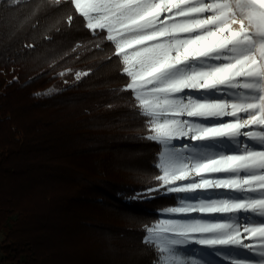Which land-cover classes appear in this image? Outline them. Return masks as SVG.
Returning <instances> with one entry per match:
<instances>
[{"label": "trees", "instance_id": "obj_1", "mask_svg": "<svg viewBox=\"0 0 264 264\" xmlns=\"http://www.w3.org/2000/svg\"><path fill=\"white\" fill-rule=\"evenodd\" d=\"M73 9L0 0L3 261L163 264L143 242L180 203L156 190L161 147L145 138L150 118L126 90L114 42Z\"/></svg>", "mask_w": 264, "mask_h": 264}, {"label": "snow or ice", "instance_id": "obj_2", "mask_svg": "<svg viewBox=\"0 0 264 264\" xmlns=\"http://www.w3.org/2000/svg\"><path fill=\"white\" fill-rule=\"evenodd\" d=\"M68 3L97 38L106 30L114 42L121 75L130 78L126 90L139 102L138 115L150 118L153 134L145 138L161 147L156 167L163 175L155 179L174 185L167 193L187 194L174 199L199 201L167 209L181 215L146 228L143 242L164 253L165 264H194L198 258L207 264L195 245L220 264L236 258L264 264V131L251 130L264 127V0H212L199 7L186 0ZM67 23H74L71 15ZM235 24L238 31L230 27ZM185 33L194 34L182 38ZM235 89L247 90L243 101L237 102L241 93ZM223 148L233 151L203 158L205 150ZM221 173L232 175H212ZM253 220L260 226H245L242 239L241 225ZM194 234L200 238L193 244ZM254 238L262 241L259 250L244 243Z\"/></svg>", "mask_w": 264, "mask_h": 264}, {"label": "rangeland", "instance_id": "obj_3", "mask_svg": "<svg viewBox=\"0 0 264 264\" xmlns=\"http://www.w3.org/2000/svg\"><path fill=\"white\" fill-rule=\"evenodd\" d=\"M165 2H168V0H165ZM172 2L173 3H179L180 0H172ZM186 2L187 3H190V4H194V5H196V6L199 7L202 4H204V3H210V2H212V0H186ZM234 2H235V0H229V3H234ZM173 11H175V9H173ZM167 15H168V13H166V12L163 13L162 16H161V19H164V17L167 16ZM203 15L204 16H207L208 13H204ZM173 18L174 19H180L179 17H173ZM238 29H237V31H238ZM193 34L185 33V34H181V36H182V38H190V36L193 35ZM233 91L234 92L241 93L240 96H242V97L247 96V93H248L244 89H235ZM238 115L241 118H245L246 117V114L245 113H238ZM184 118H187V117H184ZM187 119H191V120H194L195 121V120H199L200 118H187ZM223 119L224 120L231 121V120H234L235 117L226 116V117H223ZM251 130L252 131H256V132H260V131H264V127H262L260 125H255V127L253 126L251 128ZM230 150L232 151L231 148H229V150H224V149H208V150H205L203 152V158H205V159H207V158H215L216 155H217V153L219 151H223L225 154H227V153L230 152ZM160 161L162 162V156H161ZM212 175L213 176H216V175H219V176H227V175H232V174H230V173H221V174H212ZM240 175L243 176L244 173L241 172ZM193 179L198 180L199 178L198 177H193ZM187 182L188 181H177V184H183V183H187ZM161 183L162 184L158 188H156V190L157 191H163L164 192L163 194H165V195L172 194V193H167L166 190H167V188L172 187L174 185H164L162 181H161ZM174 194H176L177 197H181V196L187 195V194H184V193H174ZM249 195H251V194H249ZM178 200L180 202L178 207H182V206H184L185 204H188V203H198L199 202V201H191V200H180V199H178ZM180 215L181 214H176V213L168 212L167 209L166 210H163V211H161V219H160V221L154 227H156L158 224H160L164 220L171 219V218H178ZM190 215L195 216L197 214L196 213H192ZM226 215L233 216V215H236V214H226ZM228 222H233V220H230ZM254 222H255V220H254ZM245 226H247V227H259L260 225H259V223H256V222H255V225H252V226L250 224L241 225L242 239L247 236V233H244L243 232V228ZM154 227H152V228H154ZM197 238H200V234H194V236H193V238H192V240L190 242L194 244V241ZM244 243H253L254 246L259 250L262 241H260L257 238H254L252 240L244 239ZM195 248L197 250H202V252H201L202 258H203L204 261L207 262V264H220V262L218 261V258L214 254L208 252V250L203 245H195ZM190 251H191V249H190ZM228 251H229V254H237V255L240 254V253L236 252V250H228ZM164 255L165 254L163 253V256ZM4 258H5V255L2 252V250H0V264H13L11 262L3 261ZM177 258L178 259H184L183 256H179ZM163 264H165V261L164 260H163ZM194 264H200L199 258L194 262ZM229 264H251V262L250 261H246V260H241L239 258H236V259L230 261Z\"/></svg>", "mask_w": 264, "mask_h": 264}, {"label": "bare ground", "instance_id": "obj_4", "mask_svg": "<svg viewBox=\"0 0 264 264\" xmlns=\"http://www.w3.org/2000/svg\"><path fill=\"white\" fill-rule=\"evenodd\" d=\"M230 27L233 29V31H237V29L239 28V24H235V25H230ZM247 91V90H246ZM248 94V93H247ZM246 97V96H245ZM243 99H244V97H242V96H239V97H237V102H241V101H243ZM254 127H255V125H253ZM252 126V127H253ZM224 150H229V148H223ZM233 151V150H232ZM230 152H231V150H230ZM236 215H233L232 217H235ZM233 222H234V220H233ZM251 226L252 225H255V222H254V220L252 221V222H250L249 223Z\"/></svg>", "mask_w": 264, "mask_h": 264}]
</instances>
